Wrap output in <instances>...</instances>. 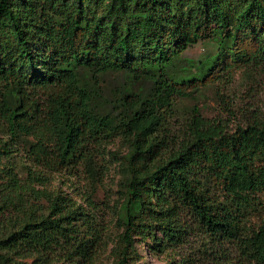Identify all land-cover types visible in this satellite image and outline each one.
Instances as JSON below:
<instances>
[{
    "label": "trees",
    "instance_id": "16d2710c",
    "mask_svg": "<svg viewBox=\"0 0 264 264\" xmlns=\"http://www.w3.org/2000/svg\"><path fill=\"white\" fill-rule=\"evenodd\" d=\"M199 42L216 52L179 70ZM252 68L264 69V0H0V160L22 144L43 170L94 174L99 146L119 137L129 151L115 264H126L134 233L181 264H264V117L179 113L181 101ZM85 71L129 84L101 96ZM1 173L0 264L93 260L80 206L36 188L34 172L24 183ZM193 234L203 243L181 256Z\"/></svg>",
    "mask_w": 264,
    "mask_h": 264
},
{
    "label": "rangeland",
    "instance_id": "374dc122",
    "mask_svg": "<svg viewBox=\"0 0 264 264\" xmlns=\"http://www.w3.org/2000/svg\"><path fill=\"white\" fill-rule=\"evenodd\" d=\"M215 52L214 43L199 42L187 48L177 58L176 64L179 65L180 70L187 65V61L196 65ZM83 75L89 86L101 96L120 94L123 87L129 84L125 74L120 72L98 74L85 71ZM193 106H196L201 115L207 119L251 117L253 112L264 117V69L252 68L236 74L223 86H209L199 90L189 99L179 103V113L182 114V111ZM23 148L22 144L12 146L10 153L1 158L0 169L11 168L20 183L28 180L29 173L34 172L39 176L33 183L36 188L61 193L71 199L76 206H80L89 220L91 218L87 231L93 239L95 254L89 264H115L125 247L121 241L123 226L120 217L125 201L124 184L127 177L123 158L129 151L128 145L119 137L101 144L98 148L94 174H89L83 166L75 173L43 170L26 158ZM2 176L1 173L0 177ZM88 200L92 204H89ZM78 226L81 231L86 230L83 225L78 224ZM188 243L180 249L181 256L197 249L203 240L193 234ZM158 249L159 247L155 246L151 239L136 236L134 233L132 243L126 249L128 256L126 264H181L180 256L173 255L169 248L161 252H157ZM226 255H229V251ZM201 257L197 256L195 259L201 260ZM14 259L17 264H69L56 259L46 260L35 254H26ZM191 264L198 262L193 261Z\"/></svg>",
    "mask_w": 264,
    "mask_h": 264
}]
</instances>
